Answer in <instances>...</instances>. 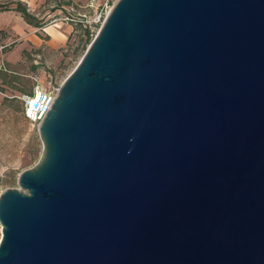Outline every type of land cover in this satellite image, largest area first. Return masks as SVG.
I'll return each instance as SVG.
<instances>
[{
    "label": "water",
    "instance_id": "95a60500",
    "mask_svg": "<svg viewBox=\"0 0 264 264\" xmlns=\"http://www.w3.org/2000/svg\"><path fill=\"white\" fill-rule=\"evenodd\" d=\"M0 193V264H264V0H117Z\"/></svg>",
    "mask_w": 264,
    "mask_h": 264
},
{
    "label": "rangeland",
    "instance_id": "374dc122",
    "mask_svg": "<svg viewBox=\"0 0 264 264\" xmlns=\"http://www.w3.org/2000/svg\"><path fill=\"white\" fill-rule=\"evenodd\" d=\"M55 12L56 9L52 11L45 6L37 19L46 23ZM80 13L86 18L93 15L92 9ZM53 27L60 28L59 25ZM61 27L60 31L65 27L69 30L65 41L53 45L48 42L49 38L38 33V37L44 40L42 45L37 48L32 44L24 45L27 51L11 63L5 62L4 54L23 42L18 40L0 48V193L6 189H19V174L34 167L42 152L37 127L25 119L20 97L33 91L34 79H39L42 89L60 85L94 38V34L90 36L82 26L63 23Z\"/></svg>",
    "mask_w": 264,
    "mask_h": 264
},
{
    "label": "built area",
    "instance_id": "2783aa9c",
    "mask_svg": "<svg viewBox=\"0 0 264 264\" xmlns=\"http://www.w3.org/2000/svg\"><path fill=\"white\" fill-rule=\"evenodd\" d=\"M115 2L113 0H89L83 5L61 6L56 8V12L52 16H49V20L44 23L43 27L61 23L78 25L87 29L90 36L94 34L95 37ZM54 7L53 5L50 8L53 9ZM90 9H92L93 15L89 18H86L84 13H80V11ZM1 69L6 71L4 66H1ZM34 83L33 91L30 94L22 95L20 101L25 119L38 128L49 112L60 85H50L48 88L42 89L39 79H34Z\"/></svg>",
    "mask_w": 264,
    "mask_h": 264
},
{
    "label": "crops",
    "instance_id": "0c3cea01",
    "mask_svg": "<svg viewBox=\"0 0 264 264\" xmlns=\"http://www.w3.org/2000/svg\"><path fill=\"white\" fill-rule=\"evenodd\" d=\"M13 2H20L22 5L27 7V10L29 13L33 14L36 18L39 17L41 8L47 6L51 7L52 2H48L47 0H12ZM70 2L71 4H77V5H83L86 4L89 0H66ZM50 5V6H48ZM59 25V29H55L53 26L56 25H50L41 28V30H38L40 28H35L32 25H29L25 22V20L21 17V15L14 11H3L0 12V48H3L6 44H12V42H17L18 40L20 42H23L20 45H14L13 48H11L9 53H5V62L11 63L16 58L21 57L23 54V51H27L26 48H24V45L32 44L33 48L40 47L42 45V42L44 40H41L38 37V33L41 35H45L46 38H49V43H57V42H63L67 39L66 34L68 33V28H63L61 30V24ZM40 31V32H39ZM13 43V44H14ZM5 50V49H4ZM3 50V51H4ZM16 52L14 53V51ZM2 54V52H1ZM9 54V55H8Z\"/></svg>",
    "mask_w": 264,
    "mask_h": 264
},
{
    "label": "trees",
    "instance_id": "16d2710c",
    "mask_svg": "<svg viewBox=\"0 0 264 264\" xmlns=\"http://www.w3.org/2000/svg\"><path fill=\"white\" fill-rule=\"evenodd\" d=\"M52 2L55 6L53 9L60 8L61 6H69L71 3L66 0H47ZM52 9V11H53ZM14 11L21 15L25 22L35 28H42L44 23L38 20L33 14L29 13L27 7L20 2H13L12 0H0V12Z\"/></svg>",
    "mask_w": 264,
    "mask_h": 264
}]
</instances>
